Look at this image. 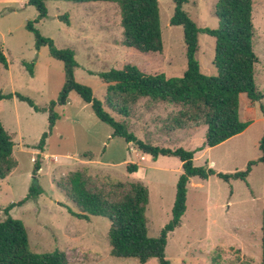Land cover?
I'll use <instances>...</instances> for the list:
<instances>
[{"label":"rangeland","instance_id":"374dc122","mask_svg":"<svg viewBox=\"0 0 264 264\" xmlns=\"http://www.w3.org/2000/svg\"><path fill=\"white\" fill-rule=\"evenodd\" d=\"M43 1L49 15L37 28L44 37L53 40L58 49L75 52L78 63L76 81L92 88L94 97L100 102H104L106 95V84L100 75L112 69L132 65L142 73L165 74L167 77H181L187 69L184 30L170 24L175 9L172 0H159L164 42L162 53H142L124 45L117 4ZM216 3L217 0H188L184 11L199 28L214 30L218 27ZM253 25L254 51L258 56L255 83L263 97L259 102H252L246 95L241 96L240 117L243 121H252V124L243 134L217 147L197 151L194 164L198 167L208 166L222 173L243 172L251 161L261 157L259 143L264 136V0H254ZM198 39L200 70L206 76H216L213 65L215 39L203 33ZM2 47L8 69L0 66V91L5 95L24 96L39 109L48 108L63 87L64 64L50 55L48 47L42 48L40 53L36 51L33 34L24 28H18L13 38L4 41ZM148 102L141 101L133 106L128 121L129 130L144 142H147L145 138L158 132V128L168 131L172 127L171 119L182 110L177 106L178 111L172 110L165 117L145 121L143 110ZM55 112L58 116L56 128L46 140V151L41 153L35 146L49 131L48 114L35 111L28 102L16 97L0 101V121L13 137V155L18 163L7 179L0 180V222L6 219L4 209L7 206L25 198L32 187L39 188L41 194L35 199L10 211L11 217L25 224L32 252L60 250L66 254L69 264H140L135 259H119L111 255L108 236L111 224L107 218L91 217L87 221L73 215L79 210L65 196L69 177L82 170L91 177L92 188L98 183L112 188L122 182H142L150 194L146 212L148 235L155 238L172 218L176 185L182 174L180 161L174 157L154 160L133 145L135 149H132L124 139L112 138V128L102 123L92 107L75 92L70 93L67 104L58 106ZM112 116L122 121L120 117ZM150 123L156 130L150 131ZM186 130H189L188 126ZM206 131L207 128L202 131L200 127L187 145L171 144L164 148L196 151L203 146ZM157 135L153 139L160 144L164 138ZM90 158L93 162L91 170L83 169L82 164ZM36 161L41 162L42 168L35 181ZM211 161L216 163L215 168ZM128 162L142 165L137 176L127 172ZM263 210L264 164L255 165L246 181L225 182L216 176L207 181L194 178L188 183L187 211L180 227L168 237L166 258L172 264H260ZM147 264L159 262L152 259Z\"/></svg>","mask_w":264,"mask_h":264},{"label":"trees","instance_id":"16d2710c","mask_svg":"<svg viewBox=\"0 0 264 264\" xmlns=\"http://www.w3.org/2000/svg\"><path fill=\"white\" fill-rule=\"evenodd\" d=\"M38 16L29 21L26 30L35 39V49L48 47L50 55L64 64L65 79L55 101L48 108L39 109L26 97L19 94H3L0 101L16 97L28 102L35 111L48 114L49 131L45 132L35 146L41 153L45 151L46 140L54 131L57 122L55 112L58 106L67 104L70 93L75 92L90 105L95 116L112 128V138H122L128 145L135 146L143 154L154 160L159 157H174L182 163V174L176 185L172 218L161 230L158 237L148 235L147 208L150 202L148 188L142 182L118 183L102 187L101 183L92 188L91 177L82 170L73 172L69 177V187L65 196L78 208L76 217L89 221L91 217H103L110 221L108 233L111 255L119 259H135L147 264L156 259L159 264H172L166 258L168 237L180 227L187 211L188 183L193 178L207 181L211 177L229 182L246 181L252 168L264 164V136L259 143L261 157L251 161L246 170L235 173L217 172L208 166L194 164L197 151L217 147L224 142L244 133L252 121L240 117V99L246 95L252 102H259L262 94L255 83V67L258 56L254 51V0H217L215 16L218 27L214 30L201 29L184 11L188 0H172L175 4L171 26H181L184 30L187 69L181 77H167L165 74L148 75L137 67L125 65L122 69H112L102 73L106 84L104 102L94 97L92 88L79 84L75 78L78 63L75 52L58 49L53 40L44 37L37 25L48 18L49 11L43 0H27ZM74 3L107 2L117 4L120 9L121 27L124 32V45L142 53H162V38L159 0H70ZM207 34L215 39L213 65L216 76H206L200 70L197 55L200 49L199 34ZM0 66L8 69V60L0 45ZM33 75V70L30 71ZM142 98L155 103L163 102L181 106L182 110L171 119L172 127L185 129L190 124H203L207 131L205 142L196 151L183 148L172 150L144 142L129 130L128 121L132 107ZM112 115L120 117L117 121ZM13 137L0 121V180L7 179L17 168L14 158ZM41 156H39L40 158ZM41 162H35L33 175L35 181L41 170ZM129 174L137 173L139 165L126 163ZM61 187V186H60ZM62 188V187H61ZM115 188V190H114ZM41 194L39 188L32 187L22 200L4 209L6 219L0 222V264H69L66 254L60 250L51 253H34L30 250L28 232L23 221L10 216V211L22 206ZM261 263L264 264V210L261 226Z\"/></svg>","mask_w":264,"mask_h":264},{"label":"crops","instance_id":"0c3cea01","mask_svg":"<svg viewBox=\"0 0 264 264\" xmlns=\"http://www.w3.org/2000/svg\"><path fill=\"white\" fill-rule=\"evenodd\" d=\"M32 16H33V20H34L38 16V12L37 11L34 12V7L28 5L27 0H0V45L2 46L4 44V41H6L8 38H13V36L15 35V32L18 30V28H24L26 30V25L30 21V18ZM39 53H40V51H39ZM141 101H150V102H148L147 107H145L143 110L145 121H149L150 119L157 117V116L165 117L167 114L172 112V110L178 111L177 105H171V104L163 103V102L155 103L148 98L140 99L136 105H138ZM131 116H132V111H131ZM175 116H176V114L173 117H175ZM150 125H151V127L149 129H150V131H153V129H155L154 125H152L151 123H150ZM188 127H189V130H186L187 127L185 129H175L173 127H169L170 129L168 128L169 129L168 131H171V133H167L168 131L165 130L166 128L163 130L158 128V130H157L158 132H154V134H151L152 136H150L149 138H145V140L151 144L156 145V146L160 145L163 147L165 145H171V144H176V146H180L181 144L187 145L189 141L193 140L195 132L197 131L198 128L202 127V131H204V128H206V126L203 124L196 125L193 123L190 124ZM55 128H56V126H55ZM55 128H54V130H55ZM155 134L163 136L164 141L160 144L157 143L153 139V136H155ZM171 137L174 138V140L170 139ZM131 148L135 149L132 145H131ZM46 149H47V147H45V151H46ZM207 149H209V148H207ZM45 156H47V155H45ZM144 159H146L145 156H144ZM89 160L90 161L84 162V164H82L83 169L91 170L92 167L90 165L93 163L92 158H90ZM138 165H139V171L137 173H133L131 175L137 176L140 173L142 165H140V164H138ZM211 165L214 168L216 167V163L214 161H211ZM180 167H181V171H182V163L181 162H180ZM216 171L220 172L219 170H216ZM179 173H181V172H179Z\"/></svg>","mask_w":264,"mask_h":264}]
</instances>
